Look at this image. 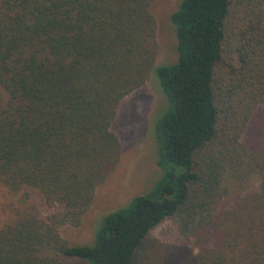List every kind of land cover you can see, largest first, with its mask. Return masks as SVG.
Instances as JSON below:
<instances>
[{
  "label": "trees",
  "instance_id": "obj_1",
  "mask_svg": "<svg viewBox=\"0 0 264 264\" xmlns=\"http://www.w3.org/2000/svg\"><path fill=\"white\" fill-rule=\"evenodd\" d=\"M154 2L0 0V264H264V0H181L177 60L157 69L158 181L92 244L60 234L120 163L113 125L155 63ZM200 218L176 259L153 234Z\"/></svg>",
  "mask_w": 264,
  "mask_h": 264
},
{
  "label": "rangeland",
  "instance_id": "obj_2",
  "mask_svg": "<svg viewBox=\"0 0 264 264\" xmlns=\"http://www.w3.org/2000/svg\"><path fill=\"white\" fill-rule=\"evenodd\" d=\"M180 2L181 0H155L153 3L152 9L158 24L155 63L145 85L122 101L114 122L113 130L122 146L120 163L97 189L94 202L82 225L78 228H60L61 236L74 244H92L102 217L148 193L161 175L157 163L155 125L165 114L168 99L162 90L157 69L177 60V37L170 16ZM13 199L5 198L3 189L0 188V224L5 223L12 214ZM30 199L44 218L55 211L35 195H30ZM201 222L203 218L197 220L196 224L185 226L180 220H168L158 226L153 234L165 245L167 254L176 259L182 247L190 248L194 245V236ZM205 223L206 221L201 226Z\"/></svg>",
  "mask_w": 264,
  "mask_h": 264
}]
</instances>
